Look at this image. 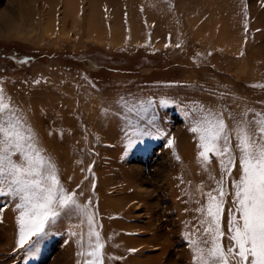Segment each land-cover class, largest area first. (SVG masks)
Here are the masks:
<instances>
[{"label":"rangeland","instance_id":"1","mask_svg":"<svg viewBox=\"0 0 264 264\" xmlns=\"http://www.w3.org/2000/svg\"><path fill=\"white\" fill-rule=\"evenodd\" d=\"M189 2L0 0V17H8L0 21V90L51 157L64 189L89 206L94 230L89 236L86 217L62 215L33 248L21 247L18 210L0 197V264H85L94 259L83 253L95 233L102 264H194L196 209L222 169L211 154L210 163L200 162L190 128L208 110L229 128L242 113L264 114V0L212 2L227 6V20L244 33L245 51L260 65L259 77L249 67L251 79L217 70L213 54L197 53L195 45L208 41L201 27L210 19L201 12L211 2ZM72 8L83 18L76 26ZM87 22L117 31L123 42L101 40L96 28L90 34ZM185 55L189 64L179 62ZM239 175L237 159L225 177V233Z\"/></svg>","mask_w":264,"mask_h":264},{"label":"snow or ice","instance_id":"2","mask_svg":"<svg viewBox=\"0 0 264 264\" xmlns=\"http://www.w3.org/2000/svg\"><path fill=\"white\" fill-rule=\"evenodd\" d=\"M9 99L0 90V197L12 199L18 210L17 244L33 248L48 225L70 214L87 218L91 236L89 206L64 189L51 157ZM233 119L234 126L229 128L221 113L208 110L190 128L198 137L200 162L210 163L211 154L220 158L222 169L216 188L205 194L206 203L196 209L202 219L193 226L200 233L198 239L190 241L194 264H264V114L255 113L249 119L245 112L240 120ZM237 159L240 175L232 181L233 208L225 233L221 222L225 177L232 175ZM95 238L83 253L94 259L85 264H102L99 233Z\"/></svg>","mask_w":264,"mask_h":264},{"label":"bare ground","instance_id":"3","mask_svg":"<svg viewBox=\"0 0 264 264\" xmlns=\"http://www.w3.org/2000/svg\"><path fill=\"white\" fill-rule=\"evenodd\" d=\"M177 1H179V0H177ZM180 1L189 2V1H194V0H180ZM203 1H205V0H203ZM207 1L211 2V7L209 9H207L206 7L204 9L202 8L203 10L201 13L204 14L205 16H207V18L210 19V21L208 23L209 24L208 27H204V29H203V27H201V28H202V31L207 32L208 38L206 37V39L208 41H204V42L199 41V45H195V48L197 47L196 49L198 50L197 53H199L200 51H207V52L213 54V58L211 56L210 60H213V62H215V66H216L215 69L220 70L224 73H229L231 75H234L235 77L239 76V77H242L244 79H247V78L251 79L252 76L249 75V71H250L249 67H251V69L253 70V73H255V76L257 75V77H259L258 72L260 69V65L258 64L257 59L256 60L252 59L250 57L249 53H247L245 51V40H244L245 35H244V33L240 34V32H239V30H237V28L236 29L233 28L234 27L233 22H232L233 19L229 22L230 19L228 18V16H226L227 6L221 5V8L220 7L217 8V6L212 4L213 0H206V3H207ZM206 3H205V5H206ZM200 6H201V4H200ZM191 7H192V5H189L188 8H186L183 12H185V13L190 12L192 10ZM22 10L25 11L26 9L23 8ZM29 10L27 9L26 12H28ZM144 10H145L144 8H141V12L145 13L146 10L145 11ZM16 11H17V9H16ZM31 12H32L31 13L32 15L34 14V17L36 19L39 17V15H38L40 12L39 8H33ZM70 12L72 14V17H71L72 24L74 26L78 25L77 23H79L80 20H83V18L79 17L77 15L75 17V11L73 8L70 10ZM64 13L65 14L61 18L62 19L61 20L62 27L64 26L65 23L66 24L68 23V19L70 18V14H66L67 13L66 11ZM131 15L134 17L133 12L131 13ZM7 18H8L7 16H1L0 21L4 20V23L6 24V23H8ZM227 19H229V20H227ZM86 21H88V20H86ZM87 24H88V22H87ZM114 24H116L119 27L118 22L115 21ZM95 28H94L92 22H89V24L87 25V31L90 34L95 33V30L99 31L101 33L100 34L101 40L105 39V37L109 36L110 40L113 42H117V43L123 42V41H121L120 35L117 34V31H115V30L113 31L112 29L109 31L105 26H102V29H100V30L97 28L95 29ZM234 42H237V44L236 43L234 44ZM232 48H234V51H231ZM186 49H188V48H186ZM170 51L179 53V49H176V50L173 49V51L172 50H170ZM190 59H191L190 57L185 55L179 59V62L189 64ZM248 68H249V70H248ZM52 146H54V145H52ZM57 146H62V145L57 144ZM73 216H74V219H79V217H80V215H76V214H73ZM66 217H67V219H70V215L63 216V218H66Z\"/></svg>","mask_w":264,"mask_h":264}]
</instances>
